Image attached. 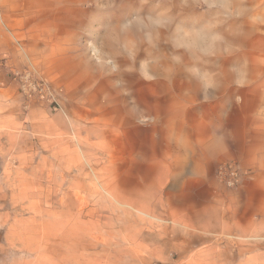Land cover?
Wrapping results in <instances>:
<instances>
[{
	"label": "rangeland",
	"instance_id": "374dc122",
	"mask_svg": "<svg viewBox=\"0 0 264 264\" xmlns=\"http://www.w3.org/2000/svg\"><path fill=\"white\" fill-rule=\"evenodd\" d=\"M38 13L72 25L101 77L68 95L34 61L0 84V264H264L257 236L215 234L213 210L171 212L142 163L175 120L225 126L254 80L264 93V0H0V18ZM26 71L54 95L24 93ZM252 174L229 158L214 181L232 191Z\"/></svg>",
	"mask_w": 264,
	"mask_h": 264
},
{
	"label": "crops",
	"instance_id": "0c3cea01",
	"mask_svg": "<svg viewBox=\"0 0 264 264\" xmlns=\"http://www.w3.org/2000/svg\"><path fill=\"white\" fill-rule=\"evenodd\" d=\"M45 16L38 13L0 18V60L5 58L4 65L0 64V84L14 85L12 71L35 61L46 78L63 84L71 95L74 83L80 89L101 77V72L87 53L78 49L72 25L54 23ZM248 89L247 97L242 98L248 101L247 109L241 107L240 119L226 115L225 126L203 114L194 116L197 124L190 118L177 119L170 124L177 128L176 133L168 129L150 154L154 158L142 163L158 166L156 188L159 192L170 189L166 199L172 203L171 212L194 220L204 219L213 210L211 224L216 235L232 234L248 243L257 236L258 243L264 245V93L255 80L253 90ZM229 158L238 159L253 174L239 189L222 192L214 175L218 164ZM134 177L139 178L138 173ZM234 197L239 199L237 206ZM246 254L248 259L255 258L254 247Z\"/></svg>",
	"mask_w": 264,
	"mask_h": 264
},
{
	"label": "built area",
	"instance_id": "2783aa9c",
	"mask_svg": "<svg viewBox=\"0 0 264 264\" xmlns=\"http://www.w3.org/2000/svg\"><path fill=\"white\" fill-rule=\"evenodd\" d=\"M19 78L23 92L29 96L36 94L40 97H46L47 92L54 95L53 90H51L52 87H50L48 82L41 78H35L31 71L20 74ZM237 174V170L232 165H224L220 169V175L222 177L235 176ZM232 184L234 183L232 182Z\"/></svg>",
	"mask_w": 264,
	"mask_h": 264
}]
</instances>
